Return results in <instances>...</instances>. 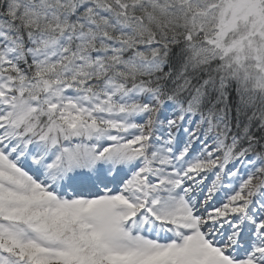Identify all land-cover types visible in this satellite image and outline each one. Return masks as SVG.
<instances>
[{"label": "snow or ice", "instance_id": "snow-or-ice-1", "mask_svg": "<svg viewBox=\"0 0 264 264\" xmlns=\"http://www.w3.org/2000/svg\"><path fill=\"white\" fill-rule=\"evenodd\" d=\"M0 264H264V0H0Z\"/></svg>", "mask_w": 264, "mask_h": 264}]
</instances>
